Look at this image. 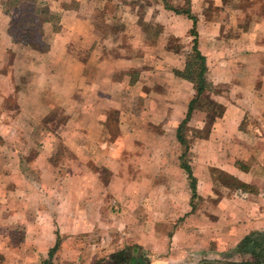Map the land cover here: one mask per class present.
<instances>
[{"label": "crops", "instance_id": "0c3cea01", "mask_svg": "<svg viewBox=\"0 0 264 264\" xmlns=\"http://www.w3.org/2000/svg\"><path fill=\"white\" fill-rule=\"evenodd\" d=\"M5 1L0 264H93L130 244L150 264L247 257L236 245L264 232V0H189L212 103L190 111L173 45H192L193 21L173 0H116L101 25L61 8L43 52L13 39Z\"/></svg>", "mask_w": 264, "mask_h": 264}, {"label": "trees", "instance_id": "16d2710c", "mask_svg": "<svg viewBox=\"0 0 264 264\" xmlns=\"http://www.w3.org/2000/svg\"><path fill=\"white\" fill-rule=\"evenodd\" d=\"M11 1H14L11 3L14 4L15 8L12 14H10V11H7V13L11 16L10 32L13 39L25 45H29L39 51H45L47 46L44 44L43 24L45 22L53 23V20L58 22L59 17L52 15V13L49 12L48 8L45 6L40 7L36 0ZM185 3L187 7L184 9L168 7L176 13L185 14L193 21V26L190 29V34L193 36L191 56L185 61V65L182 70L175 71L178 76L189 80L195 90L194 97L189 104L190 111L195 106L205 107V104L206 106L211 107L212 103L207 101L208 99L206 98L208 95H205V93L209 90L211 83L207 80L206 76L207 67L205 65V57L197 47V32L195 27L197 19L188 7L190 1L185 0ZM53 27L56 29L58 25L53 24ZM187 119L188 114L185 119H183L181 124H179L177 129V138L183 145L184 150L187 149V142L184 138ZM182 165L189 174L190 186L194 195L195 180L189 173V166L184 162ZM55 248L56 245L52 248V251ZM233 252L242 254V256L247 255V257L241 260L202 259L197 264H264V232H249L236 245ZM227 255L231 256L229 253ZM93 264H150V260L144 253L141 246L137 244H130L122 249L97 259Z\"/></svg>", "mask_w": 264, "mask_h": 264}, {"label": "rangeland", "instance_id": "374dc122", "mask_svg": "<svg viewBox=\"0 0 264 264\" xmlns=\"http://www.w3.org/2000/svg\"><path fill=\"white\" fill-rule=\"evenodd\" d=\"M10 1V2H9ZM147 2H150L149 0H146ZM170 1V0H169ZM175 3L171 2L168 4H171L170 7H177L179 9H184L187 7L185 0H173ZM11 0H6L4 3V7L7 8V11H10V14H12L15 6L14 4H12ZM18 2V1H15ZM36 2L38 3V5L41 6H45L46 8H48L49 12L52 13V15L54 16H58L59 17V13L61 10V8L63 9H74V8H79L83 11L84 14H88V16H90L91 20L93 23H98L99 25L104 24L105 23V11L108 10L112 13L115 12V10L119 9L121 6V2L120 1H116V0H36ZM241 2L243 3L242 5H239V7H243L245 9H243L244 11L248 10V12L250 10H252L251 8H249L251 2L249 0H241ZM40 3H44V4H40ZM177 3V5H176ZM175 4V5H173ZM15 12V11H14ZM116 17V16H115ZM60 19V17H59ZM116 22V21H115ZM58 22H55L53 20V23H50L51 25L55 24L58 25ZM45 26V23L44 25ZM44 30V28H43ZM160 28L158 25L152 26L150 29V33L153 34H157L159 32ZM43 35H46L43 32ZM47 36H44V44H46L45 46H47ZM192 40V37L189 39ZM191 42H189V45L187 46V42L182 43L181 46L177 45H173V43H171L174 47H177L178 50H180L182 53L185 54V60H187L190 56H191V52H192V45L190 44ZM175 49V48H174ZM43 52V51H41ZM185 65V63H184ZM217 260V259H214ZM218 260H233V258H230L228 256H223L221 259Z\"/></svg>", "mask_w": 264, "mask_h": 264}]
</instances>
